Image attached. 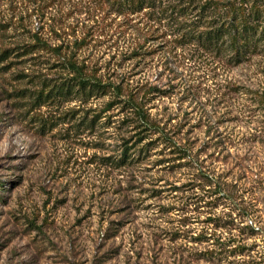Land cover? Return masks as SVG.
<instances>
[{"label": "rangeland", "instance_id": "1", "mask_svg": "<svg viewBox=\"0 0 264 264\" xmlns=\"http://www.w3.org/2000/svg\"><path fill=\"white\" fill-rule=\"evenodd\" d=\"M157 4L0 0V264H264V56L181 44ZM71 57L152 87L170 139L148 131L120 165L139 129L112 92L69 85Z\"/></svg>", "mask_w": 264, "mask_h": 264}, {"label": "trees", "instance_id": "2", "mask_svg": "<svg viewBox=\"0 0 264 264\" xmlns=\"http://www.w3.org/2000/svg\"><path fill=\"white\" fill-rule=\"evenodd\" d=\"M115 1L118 2L119 9L125 13H136L145 8L154 10L158 6V0ZM170 9V17L180 20L181 27L178 29H184V32L177 37V42L184 45L197 42L205 49H216L218 53L228 54L229 60L235 64L247 60L254 54L264 56V0H172ZM199 23L203 25L200 26ZM68 67L73 73L72 79H75V82L69 83V85L78 86L76 92H87L88 94L93 91L103 94L112 92L114 98L109 101L108 107L116 102L123 103L122 109L126 111V117L131 119L134 129H139L134 132L136 139L131 145L124 147L120 165L121 163L125 164L130 157L127 150L141 144L148 137L146 134L148 131L158 134V137L166 139V141L170 139L166 137L167 134L161 126L162 122L152 116L145 107V99L152 91L149 90L153 89L152 87L144 90L142 94L139 89L135 90L136 88H131L127 93L126 91L124 93L121 83H105L94 79L91 75L86 74L83 65L72 57L68 60ZM124 143L128 144L129 140L125 139ZM149 144L150 141L146 144L143 143L140 151L147 152ZM171 145L178 153L177 159L187 157L188 152L184 146L177 142ZM204 173L206 182L214 183L210 173ZM214 188L220 189V184H214ZM248 227L252 229V233H255L252 226Z\"/></svg>", "mask_w": 264, "mask_h": 264}]
</instances>
